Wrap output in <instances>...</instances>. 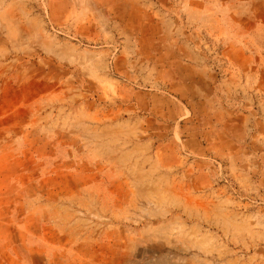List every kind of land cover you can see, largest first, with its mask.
Listing matches in <instances>:
<instances>
[{
  "label": "rangeland",
  "instance_id": "1",
  "mask_svg": "<svg viewBox=\"0 0 264 264\" xmlns=\"http://www.w3.org/2000/svg\"><path fill=\"white\" fill-rule=\"evenodd\" d=\"M0 264H264V0H0Z\"/></svg>",
  "mask_w": 264,
  "mask_h": 264
},
{
  "label": "crops",
  "instance_id": "2",
  "mask_svg": "<svg viewBox=\"0 0 264 264\" xmlns=\"http://www.w3.org/2000/svg\"><path fill=\"white\" fill-rule=\"evenodd\" d=\"M27 146H23L20 149V154L23 153V150L26 149ZM33 153L35 155L36 158L40 157V153H39V148L37 146L33 147ZM17 157H19V159H21L22 161L26 160V155H17ZM35 211L34 214H39L38 221L41 224L42 222H44L43 220H45V218L47 217L48 214V206L46 205V203H39L36 207H35Z\"/></svg>",
  "mask_w": 264,
  "mask_h": 264
}]
</instances>
